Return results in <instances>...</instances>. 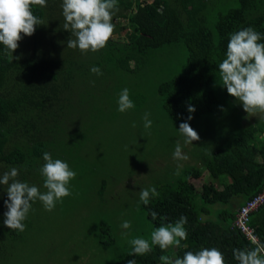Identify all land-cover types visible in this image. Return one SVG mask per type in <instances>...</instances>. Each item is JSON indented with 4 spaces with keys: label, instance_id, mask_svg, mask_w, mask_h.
Wrapping results in <instances>:
<instances>
[{
    "label": "trees",
    "instance_id": "16d2710c",
    "mask_svg": "<svg viewBox=\"0 0 264 264\" xmlns=\"http://www.w3.org/2000/svg\"><path fill=\"white\" fill-rule=\"evenodd\" d=\"M51 1L53 5L48 6V12L46 7L32 6L38 18L43 20L47 16L56 21L51 19L55 24L47 29L36 26L29 43L30 52L21 54L16 50L13 59L0 44V174L15 167L19 170L18 180L35 185L40 191L45 189L40 173L45 163L43 153L49 152L53 159L69 164L84 144L75 142L77 134H82L75 117L83 120L80 114L92 103L89 99L93 92L85 98L78 91L81 87L84 91L93 90L98 81L109 77L143 72L155 53L182 42L187 50L184 70L161 81L157 92L162 109L178 129L190 115L188 106H193L196 109L191 113L193 119L187 121L193 127L197 117L212 112L218 104L219 94L212 84L219 74L218 64L225 59L230 34L247 27L264 34V0H237L238 7L227 5L228 8L225 7L228 0H118L119 11L112 21L115 29L106 47L85 54L78 48L67 47L68 39L75 37L59 21L63 0H47ZM215 4L218 5L214 22L216 40L206 24ZM119 18H126L127 23L119 26L114 21ZM123 29L124 40L115 38ZM94 66L103 75L95 77L90 71ZM102 93L107 96L106 91ZM223 94L225 98H234L226 88ZM70 122L77 127H70ZM260 133L259 125L250 124L225 149L202 156L200 165L212 180L203 183L200 190L191 179L200 178L202 170L199 166H189L174 182L156 187L158 197L146 206L142 204L154 228L187 217L184 226L187 239L176 248L175 257L182 258L187 251L195 253L215 247L224 254L225 264H238L233 249L255 247L232 222L236 213L233 203L242 206L264 184V139L258 137ZM221 176L229 181L218 189ZM6 187L0 186V264L6 258L5 244L15 241L14 230L3 223L7 211ZM218 201L229 202L230 208L218 210L215 219H203V215L211 212L210 206ZM153 211L157 213L156 220L151 217ZM161 217L166 219L162 221ZM249 224L264 243V203L250 213ZM164 251L154 245L148 254L127 252L112 264H127L130 259H135L136 264H161L159 257L165 255Z\"/></svg>",
    "mask_w": 264,
    "mask_h": 264
},
{
    "label": "rangeland",
    "instance_id": "374dc122",
    "mask_svg": "<svg viewBox=\"0 0 264 264\" xmlns=\"http://www.w3.org/2000/svg\"><path fill=\"white\" fill-rule=\"evenodd\" d=\"M49 5L53 2L44 6L47 12ZM227 5L238 7L239 2L228 0L225 4L228 8ZM217 9L215 4L206 23L215 40ZM51 19L53 17L45 16L41 30L55 24L53 21L56 20ZM59 21L65 23L62 12ZM114 21L119 26L127 23L126 18ZM124 34L123 29L114 37L124 40ZM21 35L23 38L17 51L26 54L31 51L29 43L34 34ZM186 55V46L182 42L166 46L153 55L151 64L143 72L133 76L123 74L115 79L109 77L98 81L99 85L93 90L84 91V87L78 90L85 98L88 93L93 92V95L89 99L92 103L87 104L80 114L83 120L75 117V121L80 122L78 129L84 133V137L77 134L75 142L84 144L68 164L77 174L69 184L72 194L58 202L52 211L45 210L37 199L28 213L25 231L14 230L15 241L5 244L6 258L1 264H112L120 255L132 251L129 240L141 237L151 243L150 234L155 228L140 202L142 189L174 182L185 168L199 166L202 176L191 180L200 190L203 183L212 180L200 165L202 156L225 149L229 141L250 124L261 127L258 137L264 139V118L251 116L245 119L247 113L242 104L235 98H225L217 74L212 88L219 94L218 104L212 112L196 118L192 128L200 140L191 145L183 144V135L161 107L157 86L184 70ZM124 88L129 89L135 107L120 113L118 98ZM102 91L107 92L106 97ZM145 113H150L152 121L147 130L143 119ZM69 126L75 125L70 122ZM178 141L189 159H173ZM178 165H181L180 174L176 175ZM218 180V189L229 181L226 176ZM4 196L7 198V194ZM240 207L233 203L235 212ZM221 208L229 209L230 203L216 202L210 206L209 215L202 218L215 219ZM124 221L131 222L129 229L121 227ZM175 251L173 247L164 253L175 256Z\"/></svg>",
    "mask_w": 264,
    "mask_h": 264
},
{
    "label": "clouds",
    "instance_id": "9594fccd",
    "mask_svg": "<svg viewBox=\"0 0 264 264\" xmlns=\"http://www.w3.org/2000/svg\"><path fill=\"white\" fill-rule=\"evenodd\" d=\"M33 5L46 6L47 0H0V44L4 46L5 53L13 57V52L19 47V41L24 36H31L36 31V26L44 25V21L34 15ZM119 11L118 0H63L62 14L65 20L64 29L71 33L74 39H68L67 47L79 49L82 53L97 52L106 47L112 37L115 24L113 17ZM264 34L257 32L252 27H247L230 34L227 43L225 59L218 64L220 85L227 89V93L242 104L245 119L251 116L264 118ZM20 57H15L19 59ZM14 59V57H13ZM90 71L96 75H103L99 67H92ZM135 107L130 99L129 89L124 88L118 98V111L124 113ZM190 115L185 122L180 123L179 132L183 135L184 145H191L199 141L200 136L187 121L193 119L191 113L195 108L188 106ZM150 113L144 114V127L150 129L152 121ZM135 127V124H133ZM175 160H187L189 157L183 153L182 145L178 141L173 153ZM45 163L40 168L44 177V188L41 192L35 185H30L17 179L19 170L12 167L0 175V185L7 186V199L4 204L7 211L4 213V225L19 232L25 231L23 223L32 208V202L37 199L43 203L45 210L52 211L64 197L70 196V181L76 177L67 162L53 159L51 153H43ZM181 165L177 166L176 175L180 174ZM160 193L156 187L142 189L140 202L148 205L150 200L158 197ZM151 217L156 220L157 213L151 212ZM162 221L166 217L160 218ZM187 217L181 216L175 223L161 224L155 228L149 240L136 237L129 240L132 251L129 255L150 253L153 246L163 250L181 247V241L187 239ZM123 229L131 227L130 221L121 224ZM127 236L128 233H122ZM255 247L248 249H233V255L238 264H264V243L253 238ZM186 248L187 245H184ZM161 264H225L224 254L217 248H202L195 253L187 251L182 258L168 255L159 257ZM127 264H136L135 259H130Z\"/></svg>",
    "mask_w": 264,
    "mask_h": 264
},
{
    "label": "built area",
    "instance_id": "2783aa9c",
    "mask_svg": "<svg viewBox=\"0 0 264 264\" xmlns=\"http://www.w3.org/2000/svg\"><path fill=\"white\" fill-rule=\"evenodd\" d=\"M264 203V184L262 189L251 198L247 199L245 203L236 211L232 225L238 229L248 240L252 242L253 238L258 239L254 228L249 225V215L252 211Z\"/></svg>",
    "mask_w": 264,
    "mask_h": 264
}]
</instances>
